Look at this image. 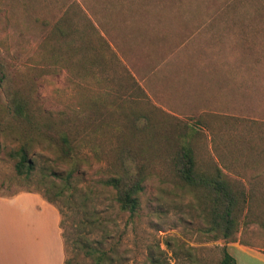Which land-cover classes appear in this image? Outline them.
<instances>
[{
  "label": "rangeland",
  "instance_id": "rangeland-1",
  "mask_svg": "<svg viewBox=\"0 0 264 264\" xmlns=\"http://www.w3.org/2000/svg\"><path fill=\"white\" fill-rule=\"evenodd\" d=\"M65 16L76 29L71 47L53 34ZM0 62L37 110L66 122L55 129L72 131L85 179L80 186L97 187L101 197L93 205L109 219L108 246L125 263L143 262L159 247L170 264H188L190 252L214 264L225 248L237 264H264L258 257H264V0H0ZM0 123L20 126L10 120L1 91ZM1 140L0 198L44 199L40 173L20 178L9 157L21 139ZM184 142L201 169L217 165L245 187L236 242L210 239L204 192L175 175L172 156ZM62 147L54 134L35 140L30 156L39 171L65 172L69 166L57 163ZM122 149L146 166L135 217L98 188ZM58 215L39 198L0 200V242L38 256L54 239Z\"/></svg>",
  "mask_w": 264,
  "mask_h": 264
},
{
  "label": "trees",
  "instance_id": "trees-1",
  "mask_svg": "<svg viewBox=\"0 0 264 264\" xmlns=\"http://www.w3.org/2000/svg\"><path fill=\"white\" fill-rule=\"evenodd\" d=\"M82 12L86 14L83 9ZM88 21L96 31L91 20ZM71 23V16H65L53 30V34L62 38V42L68 44V47L75 44L72 34L76 29ZM85 26L88 27L87 24ZM78 38V42L85 40L86 34L83 32ZM88 45L90 42L87 41L81 47ZM0 91L10 120L20 125L15 129L12 125L0 123V150L2 137L12 138L16 135L23 142V146L18 150H11L9 157L15 161V170L20 178L31 181L40 173L38 185L43 191V197L54 205L60 214V228L66 252L64 264H127L118 254L117 248L108 246L111 237L109 219L102 217L93 205L98 196L101 197V194H97V187L80 186L85 183V179L79 172L78 154L71 146L72 131L60 132L55 129L60 124L66 126V122L44 116L37 110L26 89L17 83L14 73L2 62ZM139 121L134 120L137 128L141 127ZM31 131L34 133L31 134ZM54 134L64 143L57 163H65L69 169L64 172L45 167L39 171L37 161L30 156L33 143L37 139L53 137ZM172 167L184 187L204 192L201 195V206H204L203 213L206 218L205 232L210 239L236 242L240 219L248 203L245 187L233 183L217 165L211 169H201L190 143L184 142L178 146L172 156ZM112 168L113 173L100 180L98 188L114 194V200L121 213L135 217L141 210V196L147 179L146 166L141 164L131 150L122 149L113 160ZM167 246L171 247L170 243L167 242ZM187 255L190 257L188 264H208L197 261L191 252ZM129 264L170 262L166 252L158 247L152 250L143 262ZM214 264H237V261L225 248L223 258Z\"/></svg>",
  "mask_w": 264,
  "mask_h": 264
},
{
  "label": "crops",
  "instance_id": "crops-1",
  "mask_svg": "<svg viewBox=\"0 0 264 264\" xmlns=\"http://www.w3.org/2000/svg\"><path fill=\"white\" fill-rule=\"evenodd\" d=\"M21 196L39 198L41 199L43 203H47V201H45L37 193H23V194L14 196L12 198H0V200H10L13 198H20ZM55 227L56 229L54 231V239L52 240L49 237L47 250H45L42 254H38V256L34 252L29 253L27 248H24V249L19 248V250L14 249L12 247L11 242H6V241L0 242V255H2V258L5 257L7 260V261H4V259L1 258L2 261L0 262V264H64L65 259H66V252H65V246H64V241L62 237V230L60 228V214L56 216ZM21 250H24V251H21ZM258 257L264 259V257L262 256H258Z\"/></svg>",
  "mask_w": 264,
  "mask_h": 264
}]
</instances>
